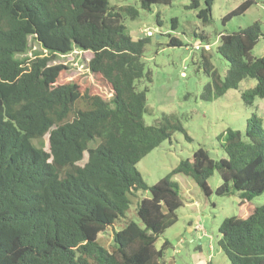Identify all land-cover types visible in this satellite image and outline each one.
Segmentation results:
<instances>
[{
    "label": "trees",
    "instance_id": "trees-1",
    "mask_svg": "<svg viewBox=\"0 0 264 264\" xmlns=\"http://www.w3.org/2000/svg\"><path fill=\"white\" fill-rule=\"evenodd\" d=\"M138 1L145 10L170 3ZM212 2L203 0L198 9L204 23ZM253 3L242 1L223 21ZM126 16L135 18L137 9L108 0H0V264H167L168 242L158 249L154 243L177 221L182 205L172 175L190 176L209 194L214 171L221 179L216 193L231 189L239 197V214L218 227L217 248L231 264H264V203H250L264 191V131L253 123L257 119H247L243 132H224L223 158L198 147L152 185L137 171L142 157L184 128L174 113L144 122L147 86L139 89L136 82L151 80L142 56L152 34L133 39ZM261 35L258 22L219 35L215 51L228 64L223 76L201 54L209 78L202 100L237 89L245 79L255 84L242 91L243 100L264 98V47L260 57L251 54ZM29 37L40 47L30 56ZM168 45L182 42L171 37ZM72 49L92 53L88 69L109 98L90 93L78 77L58 83L65 66L49 62ZM139 191L149 193L136 205L142 226L129 221L112 232L108 248L102 246L99 234L125 215Z\"/></svg>",
    "mask_w": 264,
    "mask_h": 264
},
{
    "label": "rangeland",
    "instance_id": "rangeland-1",
    "mask_svg": "<svg viewBox=\"0 0 264 264\" xmlns=\"http://www.w3.org/2000/svg\"><path fill=\"white\" fill-rule=\"evenodd\" d=\"M108 1L111 5H130L137 9L135 18L126 16L123 19L126 32L133 39L146 36L148 31L152 33L142 56L151 80L136 82L139 89L147 86L145 95L148 111L143 115L144 122L153 124L162 114L174 113L184 128V132H174L137 162L136 169L147 185L170 173L181 159L191 158L192 152L198 147L204 148L209 157L215 160L225 157L222 148L224 132L228 128L243 132L247 119H257L253 123L264 131V98L255 97L248 104L241 97L242 91L255 84L254 79L242 80L237 89H229L210 101L200 98L202 88L209 80L201 67V54L209 55L210 62L221 76L228 67L226 60L215 51L221 33L233 32L258 22L262 35L251 54L254 57L262 55L264 0H255L243 13L224 21L223 17L244 0H213L211 18L207 23L197 16L203 0H198V7L192 5L193 0L153 3L150 10L141 8L138 0ZM157 14L159 23L155 17ZM171 37H177L182 45H168ZM28 46V56L33 50H40L30 37ZM91 56L89 50L72 49L66 54H57L49 64L65 66L58 83L78 77L82 87L107 99L110 93L95 81L94 74L88 69ZM44 141L47 149V135ZM86 157L85 151L78 164L82 165ZM172 179L179 187L182 205L176 210L177 221L157 238L155 248H160L164 241L168 242L163 254L167 264H231L217 248L216 242L222 220L239 214L238 192L230 189L228 193L217 194L216 188L221 179L216 171L207 179L209 194H205L190 176L175 173ZM148 196V192L139 191L130 198L125 215L99 234L98 241L102 246L108 248L112 232L121 229L127 222L133 221L142 226L136 215V205L141 197ZM250 203L253 206L264 203V191Z\"/></svg>",
    "mask_w": 264,
    "mask_h": 264
},
{
    "label": "built area",
    "instance_id": "built-area-1",
    "mask_svg": "<svg viewBox=\"0 0 264 264\" xmlns=\"http://www.w3.org/2000/svg\"><path fill=\"white\" fill-rule=\"evenodd\" d=\"M146 34H147V35H151L152 33L148 31V32H146Z\"/></svg>",
    "mask_w": 264,
    "mask_h": 264
}]
</instances>
